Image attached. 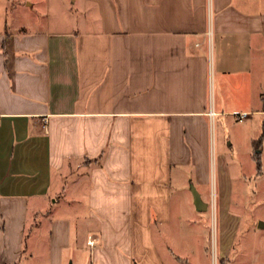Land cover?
Listing matches in <instances>:
<instances>
[{
    "label": "crops",
    "instance_id": "crops-1",
    "mask_svg": "<svg viewBox=\"0 0 264 264\" xmlns=\"http://www.w3.org/2000/svg\"><path fill=\"white\" fill-rule=\"evenodd\" d=\"M73 1L0 25V264H201L191 186L227 206L212 142L264 118V0Z\"/></svg>",
    "mask_w": 264,
    "mask_h": 264
},
{
    "label": "rangeland",
    "instance_id": "rangeland-1",
    "mask_svg": "<svg viewBox=\"0 0 264 264\" xmlns=\"http://www.w3.org/2000/svg\"><path fill=\"white\" fill-rule=\"evenodd\" d=\"M79 7L73 0H0V25L12 21L19 26L26 22L29 27H45L50 19L55 26L57 21L80 17ZM252 118L256 117L239 122L231 117L230 131L221 135L224 141L219 140L218 126L217 144L212 142L211 168L220 177L221 161L225 159L223 169L231 176L233 188L227 206L219 186L217 191L208 188L209 207L204 215L209 225L202 228L206 254L200 255L201 264H264V228H258L264 222V118ZM258 125L262 136L256 147L249 137ZM259 152L263 156L262 172H258L255 160Z\"/></svg>",
    "mask_w": 264,
    "mask_h": 264
},
{
    "label": "water",
    "instance_id": "water-1",
    "mask_svg": "<svg viewBox=\"0 0 264 264\" xmlns=\"http://www.w3.org/2000/svg\"><path fill=\"white\" fill-rule=\"evenodd\" d=\"M191 191L194 196V204L197 209V211L204 212L208 209V204L204 202L201 198V195L199 192L196 190V188L192 185L191 186ZM259 228H264V222H261L258 226Z\"/></svg>",
    "mask_w": 264,
    "mask_h": 264
},
{
    "label": "built area",
    "instance_id": "built-area-1",
    "mask_svg": "<svg viewBox=\"0 0 264 264\" xmlns=\"http://www.w3.org/2000/svg\"><path fill=\"white\" fill-rule=\"evenodd\" d=\"M247 117H248V114H246V113H241V114H238L237 115V119L240 122H242L243 120H245ZM95 243H96V239L93 238V237H90L89 240H88V244L93 247L95 245Z\"/></svg>",
    "mask_w": 264,
    "mask_h": 264
},
{
    "label": "trees",
    "instance_id": "trees-1",
    "mask_svg": "<svg viewBox=\"0 0 264 264\" xmlns=\"http://www.w3.org/2000/svg\"><path fill=\"white\" fill-rule=\"evenodd\" d=\"M255 160H256V163H257L258 172H262V169H263V161H262L261 156L260 155H256Z\"/></svg>",
    "mask_w": 264,
    "mask_h": 264
}]
</instances>
